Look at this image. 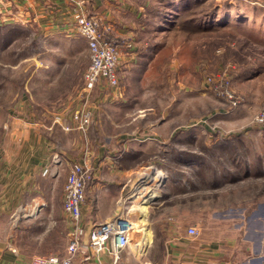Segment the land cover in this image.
Returning <instances> with one entry per match:
<instances>
[{
    "label": "rangeland",
    "instance_id": "rangeland-1",
    "mask_svg": "<svg viewBox=\"0 0 264 264\" xmlns=\"http://www.w3.org/2000/svg\"><path fill=\"white\" fill-rule=\"evenodd\" d=\"M163 1L176 4L166 15L165 47L139 79L125 70L130 58H125L127 51L123 48L128 45L124 44L117 68L118 85L100 78L102 82L91 91L94 102L105 100L102 109L99 107L101 121L91 122L82 130L85 133L92 127L95 135L98 127L101 131L92 136V146L102 145L104 152L111 148L119 157L122 141L130 139L131 133L153 128H148L152 117H165L164 122L153 121L170 133L165 138V150L153 149L157 145L154 139L147 151L138 147L136 152L130 154L129 150L126 154L127 160L132 157L140 166L133 181H126L125 204L120 206L130 209L135 223L132 248L142 232L140 228H147L151 237L153 207L161 208L164 203L172 210L183 208L192 217L196 216L195 206L202 203L206 212L223 211L227 219L247 221L251 227L257 226L258 219L264 220V121L258 120L264 111V0ZM40 34L38 25L0 26V172L8 159L16 158L30 144L31 137L38 145V114L44 112L41 100L49 104L50 95L73 100L83 86L85 69L74 80L76 88L69 91L59 88L61 77L57 72L38 76V50H44L47 56L52 46L64 50L60 42L41 43ZM53 56L58 62L70 60L69 56ZM74 57L76 64L83 61L82 54ZM132 61L129 64H134ZM145 61L136 63L141 73ZM147 107L152 108L151 115L134 119L140 111H149ZM160 127L153 129L162 133ZM118 130L131 132V136L115 137ZM161 170L165 176L155 177ZM152 192L158 194L151 196L147 210L142 212L138 203L144 194ZM30 211L9 217L14 222ZM137 250L141 253L143 249Z\"/></svg>",
    "mask_w": 264,
    "mask_h": 264
},
{
    "label": "crops",
    "instance_id": "crops-1",
    "mask_svg": "<svg viewBox=\"0 0 264 264\" xmlns=\"http://www.w3.org/2000/svg\"><path fill=\"white\" fill-rule=\"evenodd\" d=\"M167 5L163 0H0L3 23L0 26L38 25L41 43H63L64 50L57 51L52 46L50 56L44 50H38V76L57 72L61 77L59 88L69 91L76 88V76L82 75L90 64V50L87 40L77 29L76 13L96 16L109 22L112 35L121 47L131 44L123 48V51H127L125 58H130L125 70L140 79L150 70L151 60L165 47L168 36L165 32V14L171 10ZM53 54H59V58L69 56L70 60L55 61L56 56ZM75 54H82L83 61L80 64L74 63ZM46 58L49 59L44 60ZM144 59L147 60L146 66L141 73L135 66ZM131 60H134L132 65L129 64ZM58 63H62V66H57ZM40 77L38 80L42 81ZM82 78L80 94L73 96V100L67 101L62 96L52 95L49 104L41 100L44 112L38 114V145L36 138L31 137L30 144L16 158L8 159L0 172V264H28L34 255L64 253L71 219L63 209V183L71 161L89 157L87 161L89 164L91 161L90 165L93 166L92 181L96 182L89 184L86 194L92 193L94 196L88 198L86 195L82 207L85 225L91 211L94 221L99 223L109 219L119 209V201L124 199L126 181H133V175L140 167L132 157L126 159L129 150L130 154L136 152L138 147L141 151H147L150 144H154V139L157 140V147L153 146V149L166 148L165 138L170 135L169 131L165 133L164 125L153 123L164 122V115L158 119L152 117L148 127L161 126L162 133L153 128L138 133L133 131L136 134L116 131L114 136L119 138H128L130 133L133 135L122 141L123 153L119 157L112 154L111 148L104 152L102 145L92 146V136L95 137L101 131L98 127V131H94L95 135L92 127L85 133L76 128L62 129L61 125L55 123V116L61 115L66 124H73L72 113L77 110L91 109L92 125L101 121L99 110L105 100L94 102L91 93L84 90V76ZM147 108L150 110L140 111L134 119L151 115L152 108ZM46 168L48 171L45 173ZM106 181L110 183L105 186ZM166 204L161 208L153 207L152 214L155 217L151 223V237L147 236L141 242L139 240L134 248L130 246L125 249L117 264H264V220L258 219L259 222L254 224L257 226L251 227L247 221L227 219L223 211L215 213L210 209L206 212L207 208L202 203L195 206L196 216L193 217L185 214L183 208L172 210ZM23 211L30 213L16 219L17 224L11 221L9 215ZM262 214L264 218V212ZM190 226L199 228L200 233L189 234ZM11 233L18 253L6 246L5 239ZM136 247L143 249L142 252L139 253ZM101 261H112L109 248L101 255Z\"/></svg>",
    "mask_w": 264,
    "mask_h": 264
},
{
    "label": "built area",
    "instance_id": "built-area-1",
    "mask_svg": "<svg viewBox=\"0 0 264 264\" xmlns=\"http://www.w3.org/2000/svg\"><path fill=\"white\" fill-rule=\"evenodd\" d=\"M76 25L79 33L87 40L91 61L84 72V90L88 93L95 88L98 80L104 78L111 85H118V64L121 58V45L112 35V25L102 21L96 16L76 13ZM129 44L128 46H130ZM228 89H226L227 92ZM230 99L232 95H229ZM235 103V101H234ZM73 124H66L61 115L55 116V122L62 125L65 130L79 128L85 130L92 122L90 109L77 110L73 114ZM259 121H264V111L258 116ZM48 169H45V173ZM94 173L88 161H72L63 186V209L71 219V229L68 233V243L62 255L44 254L34 255L28 264H80L96 261L98 264H117L122 252L131 246V233L135 229V223L131 218L130 209L121 205L124 199L119 201V209L109 219L97 223L94 227L91 242L88 247L82 246L84 234V221L82 207L86 201V193ZM188 233L198 235L200 229L190 226ZM0 240L2 237L0 236ZM139 244V240L137 241ZM7 248L18 253L13 243V234L5 239ZM109 248L112 254L110 263H103L101 255Z\"/></svg>",
    "mask_w": 264,
    "mask_h": 264
},
{
    "label": "bare ground",
    "instance_id": "bare-ground-1",
    "mask_svg": "<svg viewBox=\"0 0 264 264\" xmlns=\"http://www.w3.org/2000/svg\"><path fill=\"white\" fill-rule=\"evenodd\" d=\"M163 176H165V173L161 170V171H157V173H156V176L155 177H157V178H161V177H163ZM149 194V193H148ZM157 194V192H152V193H150L149 195H147V194H144L143 195V200L140 202V203H138V207H139V209L142 211V212H145L146 210H147V202H148V200L151 198V196H152V198H153V196H157L156 195ZM137 195V194H136ZM143 218V217H142ZM141 229V234L138 236V240H140V242H141V240H143V239H145V237L146 236H148L149 235V231H148V229L147 228H140ZM138 249H140V248H138Z\"/></svg>",
    "mask_w": 264,
    "mask_h": 264
},
{
    "label": "water",
    "instance_id": "water-1",
    "mask_svg": "<svg viewBox=\"0 0 264 264\" xmlns=\"http://www.w3.org/2000/svg\"><path fill=\"white\" fill-rule=\"evenodd\" d=\"M96 225H97V222L94 221L93 211H91V215L89 216L88 221L84 226V234L82 237V246L88 247L90 245L92 232H93V229Z\"/></svg>",
    "mask_w": 264,
    "mask_h": 264
},
{
    "label": "trees",
    "instance_id": "trees-1",
    "mask_svg": "<svg viewBox=\"0 0 264 264\" xmlns=\"http://www.w3.org/2000/svg\"><path fill=\"white\" fill-rule=\"evenodd\" d=\"M166 2V1H165ZM168 4V5H167ZM165 5L169 6L172 9H175L176 8V4L174 3H165ZM166 15H169V14H165V19H166ZM168 20V19H167ZM166 21V20H165ZM90 184V183H89Z\"/></svg>",
    "mask_w": 264,
    "mask_h": 264
}]
</instances>
